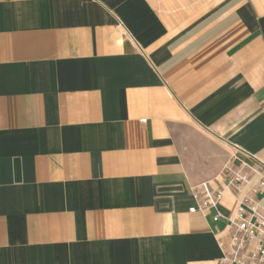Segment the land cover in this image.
Instances as JSON below:
<instances>
[{"label": "crops", "instance_id": "crops-1", "mask_svg": "<svg viewBox=\"0 0 264 264\" xmlns=\"http://www.w3.org/2000/svg\"><path fill=\"white\" fill-rule=\"evenodd\" d=\"M241 165L264 0H0V264H215L238 195L193 187Z\"/></svg>", "mask_w": 264, "mask_h": 264}, {"label": "built area", "instance_id": "built-area-1", "mask_svg": "<svg viewBox=\"0 0 264 264\" xmlns=\"http://www.w3.org/2000/svg\"><path fill=\"white\" fill-rule=\"evenodd\" d=\"M259 171L248 165L225 167L222 187L212 188L208 181L193 187L197 209L202 212L216 209L225 189L238 195L232 214L224 215L216 210L213 215V220L224 218L227 221L225 235L228 241L215 264H264V175H260L248 191H242Z\"/></svg>", "mask_w": 264, "mask_h": 264}, {"label": "rangeland", "instance_id": "rangeland-1", "mask_svg": "<svg viewBox=\"0 0 264 264\" xmlns=\"http://www.w3.org/2000/svg\"><path fill=\"white\" fill-rule=\"evenodd\" d=\"M195 143H196V142H195ZM197 144H198V143H197ZM199 145H200V146H202V145H201V143H199ZM197 146H198V145H197ZM201 148H202L201 150H203V152H205V151H206V147H205V145H204V146H202ZM205 162H206V160H205Z\"/></svg>", "mask_w": 264, "mask_h": 264}]
</instances>
